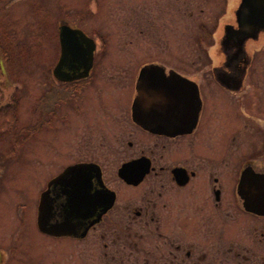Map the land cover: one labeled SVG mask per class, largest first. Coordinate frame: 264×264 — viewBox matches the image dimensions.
Masks as SVG:
<instances>
[{"label": "flooded vegetation", "instance_id": "flooded-vegetation-1", "mask_svg": "<svg viewBox=\"0 0 264 264\" xmlns=\"http://www.w3.org/2000/svg\"><path fill=\"white\" fill-rule=\"evenodd\" d=\"M259 1L87 0L96 14L82 24L58 20L57 39L67 25L91 40L67 50L66 80L58 43L26 118L0 80V199L6 158L45 146V176L7 200L19 228L1 230L0 264L22 260L21 229L50 264H264V31L241 45L233 34ZM145 66L197 97L138 98Z\"/></svg>", "mask_w": 264, "mask_h": 264}, {"label": "rangeland", "instance_id": "rangeland-1", "mask_svg": "<svg viewBox=\"0 0 264 264\" xmlns=\"http://www.w3.org/2000/svg\"><path fill=\"white\" fill-rule=\"evenodd\" d=\"M96 14L92 4L87 0H0V65L4 74L0 76L9 89H16L15 96L22 103L19 112L27 113V106L31 102L35 90H41L44 82L45 68L53 61L58 49L56 26L60 18L69 22L81 23L83 18ZM81 26V25H79ZM188 24L180 22V48H188L184 34L188 33ZM260 71L264 69V45L258 43ZM188 58L181 57V60ZM206 64L208 62H200ZM262 76L264 74L261 73ZM264 78L260 77V80ZM21 115V116H22ZM43 141L36 148L34 155L24 148L15 157H7V167L4 176L7 185L4 195L0 199V232H11L19 227L9 221L12 209L7 200H12L20 192L23 199L28 198V182H39L45 176L43 163L45 160ZM42 179V178H41ZM4 236L6 233L3 234ZM19 241V264H50L47 257L54 254L45 248L29 245L26 231L17 232ZM14 262V264H18ZM57 264H63L57 261Z\"/></svg>", "mask_w": 264, "mask_h": 264}, {"label": "water", "instance_id": "water-1", "mask_svg": "<svg viewBox=\"0 0 264 264\" xmlns=\"http://www.w3.org/2000/svg\"><path fill=\"white\" fill-rule=\"evenodd\" d=\"M259 4L263 5L247 8L243 6L239 9L237 14L238 29L237 31L233 32V34H235L234 41L238 42V45H241L248 37H255L260 31H264V0H260ZM77 40H80L85 44H89L91 42L90 39H88L81 31L77 29H71L67 25H60L58 27V43L61 53L59 60L53 69V75L59 80H66V78L61 76V67L68 55L67 50L75 47L74 43ZM84 58L90 59L89 56ZM89 65L90 60L84 72H81V74H79L77 77H84L87 73L86 70H88ZM178 77L179 76H176V78H166L159 69L153 66H145L141 68L136 81L138 98L144 96V94L147 92L158 96L159 94L161 95V92L175 91L176 95L179 97L180 104L193 101V99L197 97L195 86L189 85L187 80L181 77L178 79ZM178 80L180 81L179 83ZM185 89L187 92H184ZM194 105L198 107V102L195 101ZM70 170L78 171L79 169Z\"/></svg>", "mask_w": 264, "mask_h": 264}, {"label": "trees", "instance_id": "trees-1", "mask_svg": "<svg viewBox=\"0 0 264 264\" xmlns=\"http://www.w3.org/2000/svg\"><path fill=\"white\" fill-rule=\"evenodd\" d=\"M9 114H11L10 112H9ZM3 122V121H2ZM4 122L6 123V122H10V124L12 123V117H11V115H9L7 118H6V120H4Z\"/></svg>", "mask_w": 264, "mask_h": 264}]
</instances>
